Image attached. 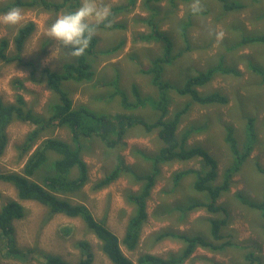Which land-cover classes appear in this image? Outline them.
Instances as JSON below:
<instances>
[{"label":"rangeland","instance_id":"1","mask_svg":"<svg viewBox=\"0 0 264 264\" xmlns=\"http://www.w3.org/2000/svg\"><path fill=\"white\" fill-rule=\"evenodd\" d=\"M8 1L0 0V5ZM95 2L99 5H108L112 13L113 9L120 10L110 16L105 28L95 31L97 54L91 62L94 72L92 80L80 84L67 81L63 83V88L69 93L74 108L85 104L93 112L98 110L108 112L117 126L105 141L98 136L85 148L83 156L88 164L89 182L78 197H70V200L86 205L97 220L105 222L118 235L124 254L135 263L145 254L167 258L182 252L186 244L176 238L160 240L159 233L162 232L201 236L203 239L213 241L208 220L219 215L211 214L206 209L183 211L189 205L208 200L207 193L199 192L195 188L197 175L192 173L177 184L174 182V176L179 171H201L200 157L157 165V179L147 200L148 220L143 227L139 244L133 251L128 250L123 244L128 221L134 211V206L125 197L129 192L137 193L144 177L155 173L154 159L164 146L158 138V131L148 132L142 124L154 123L159 118V112L154 111L150 104L143 108L124 109L116 92V90L124 92L130 102H134L133 86L137 87L145 98L158 97L157 90L151 82L153 76L143 74V71L156 67L153 61L164 54L163 43L148 41L143 37L152 32L149 21L153 19L159 23L165 34L170 35L174 44L172 56H175V59L169 64H161L163 81L175 87H182L190 77L220 65L235 69L241 74L238 77L232 73L222 75L219 73L205 87L199 88L200 92L207 95L219 92L229 99V103L211 106L191 105L177 130L179 140L186 138L185 148L200 147L217 161L218 175L211 182L213 187L223 183L226 170L234 163L230 146L225 142L226 127H234L242 149L246 138L247 118H255L256 142L253 150L239 172L233 176L230 189L217 201V204L227 207L230 213V221L222 230L225 240L221 243L230 239L241 247L226 248L217 252L197 248L192 258L183 264H212L209 260L220 264H247L244 256L251 253L264 262V218L261 212L249 209L234 197L236 193L243 192L247 197L261 202L264 193V174L259 171V167L264 168V81L250 69L251 66H255L264 70V43H242L232 50L233 46L241 43L242 38L264 35V0H225V4L243 5L238 11H226L227 13L221 9L218 0H204L205 4L212 7L211 10L216 13L220 11L222 16L221 19L214 14L204 17L202 19V23L206 25L204 28L199 27L198 18L190 21L186 16L192 3L200 6L202 2L199 0H175L178 7L176 22L182 21L180 26L166 15L165 11L171 0L152 1L148 4L147 0H136L135 5L127 10L123 7H127L129 0ZM153 6H157L160 11L155 17ZM19 9L22 13L21 22L17 25L0 24V39H9L11 42L9 55L16 54L13 39L17 31L25 24L33 22L35 31L27 40L22 53L25 63L29 62L31 65L18 64L17 61L10 64L0 61V99L5 103H13L16 92H21L29 107L49 117V108L59 100L48 87L44 72L49 69L63 73L64 65L75 63L77 57L57 48L58 44L50 39L47 30L58 13L69 10L55 12L40 6ZM186 21L195 26L188 28L187 31L192 30L189 36L193 37L198 46H193L190 52L179 56L180 50L185 48L180 38L182 25L184 27ZM204 29L209 33L203 36ZM216 32L223 33L222 39H212ZM205 39L207 42L208 39L212 41L211 44L203 43ZM56 48V58H50V54ZM16 80L23 82L22 90L16 91L13 84ZM170 96L171 104L167 116L169 119L190 100V97L184 98L174 92L169 93ZM121 117L127 119L123 120ZM204 123H207L205 130L197 129ZM33 128V125L20 121H14L8 126L6 129L8 146L0 156V173L22 172L30 154L22 156L18 147ZM51 130L38 139L32 151L36 150L47 137L72 142L68 128L58 127ZM121 130L124 133L122 139ZM189 131L191 132L188 133ZM116 141L118 142L115 143ZM112 144L113 147H110ZM48 155L49 160L44 167L50 165L52 168L51 161L58 156L53 153ZM119 162L124 163L129 171L109 186L96 190L97 183ZM44 173L45 168L33 179L40 180ZM0 194V209L9 201H20L16 189L9 183L0 181ZM20 203L24 206L26 214L24 218L15 220L13 225L17 245L23 249L25 257L10 256L9 247L0 233V264H44L46 254L58 255L70 264H78L79 259L84 256L82 248L78 245L81 241L88 242L90 246L89 251L94 256L92 264H112L102 251V243L89 232L82 219L61 214L48 217V209L40 203L35 201ZM27 249H31L32 252H28Z\"/></svg>","mask_w":264,"mask_h":264},{"label":"trees","instance_id":"2","mask_svg":"<svg viewBox=\"0 0 264 264\" xmlns=\"http://www.w3.org/2000/svg\"><path fill=\"white\" fill-rule=\"evenodd\" d=\"M160 2L162 0H147L148 2ZM171 4L165 11L168 17L173 20L177 19L178 7L176 6L175 0H171ZM200 12L193 14L190 11L186 14L187 20L192 21L193 18H198L200 23L199 27L204 28L206 25L202 23V19L208 15L214 14L218 19L222 16L219 12L211 10L212 7L205 4L204 0H199ZM221 5V9L226 12H232L233 10H240L243 5L241 4H225V0H218ZM81 0H63L61 3H55L49 0H9L5 4L0 5V12L6 11L8 8L15 6L17 8H33L36 6L43 7L57 12L58 10L68 9L69 11L75 10L80 5ZM136 0H129L127 7H123L124 10L134 6ZM120 9H113L112 15ZM155 16L159 15L160 11L157 6H153ZM226 12V13H227ZM111 15V16H112ZM110 19V18H109ZM108 19V20H109ZM106 23H102L96 27V29H102L106 27ZM152 26V32L148 35H144V39L148 41H156L164 44V54L160 57L155 58L153 65L156 67L150 70L143 71V74H151L153 76L151 82L157 90V98H145L137 89L133 86V97L134 102H130L127 95L116 90L117 95L120 96V100L124 109L143 108L145 105H149L154 111L159 112V118L151 124L143 123L144 128L148 132L157 130L158 138L164 143L161 148L159 155L154 159L155 173L144 177L140 190L136 192H129L126 195V200L134 206V211L128 221L126 233L123 239V244L128 250H135L139 244L141 233L145 223L148 220L147 212V200L151 195L153 186L158 175L157 165L159 163H167L173 161H188L194 158L201 157V171L187 170L179 171L174 176V182L177 184L184 177L194 173L197 175V181L195 188L199 192H205L208 195L207 202H199L189 205L184 212H190L198 209H206L209 213L219 215L209 219L211 225V236L213 241L206 240L201 236H188L173 232H162L159 233V239L163 240L166 238H176L182 240L186 245L182 252L177 256H171L167 258L159 257L153 254H145L138 258L137 263L128 258L122 248L121 241L118 235L110 230L105 222L97 220L93 215L92 211L84 204L75 203L70 200V197H78V194L86 187L89 182V169L88 164L84 159L83 153L85 148L91 141L98 136L105 141L108 135L112 134V130L117 126L114 118H110L108 112L96 111L93 112L87 107V105H81L78 108H74L73 101L69 93L63 88V83L67 81H73L75 83L89 82L94 76V72L91 68V62L96 52L97 40L93 36L90 41L89 48L86 52L77 57L76 62L66 63L64 65L63 73H56L49 69L45 70L44 79L48 84V87L58 96V102L53 103L48 111V116L35 112L31 107L27 105L23 93L16 92L15 101L13 103H5L0 99V156H2L8 146V136L6 129L14 121L25 122L33 125V129L28 133L25 141L21 144V155H29L22 172H10L0 173V181L9 183L14 186L17 191V195L20 201H35L45 206L48 209V217L54 215H65L70 218H80L84 221L87 229L93 235L97 237L102 243V251L109 258L113 264H183L187 259L192 258V255L197 248H201L209 251H224L226 248H239V244L228 239L225 242V236L223 235V228L228 225L230 221V213L227 207L217 204L218 199L223 193L230 189L232 184L233 176L239 172L242 165L245 163L247 158L250 156L253 145L256 142L255 139V118H247L246 121V138L242 149H240V142L236 137L234 127H226L225 142L230 146V150L233 154L234 163L226 170L224 174V181L219 186L213 187L211 182L215 180L218 175L217 161L210 155L206 154L200 147L196 148H185V139L179 140L177 136V130L182 123L184 116L188 113L191 105L198 104L200 106H211V105H223L228 104L229 99L219 93L213 92L210 94H203L199 91V88L205 87L214 77L219 73L227 74L232 73L235 76L240 77L241 74L232 68L223 66H216L208 69L205 72L190 77L184 86L175 87L172 84L162 80V68L161 64H169L175 59L172 56L173 52V41L170 35L159 26V23L154 22L153 19L149 21ZM178 26L181 25L182 21L176 22ZM119 25H117L118 27ZM195 27L191 22L186 21L184 27L182 25V33L180 40L185 45V48L180 50L179 56L183 53L190 52L193 46H198L197 42L193 40L192 36H189L191 31H187L188 28ZM35 31V24L29 22L22 26L16 33L13 39V45L16 50V54L9 55L10 41L7 38L0 39V61L10 64L15 61L18 64H29L22 58V53L26 45L27 40ZM203 36L209 32L204 29L202 32ZM212 39L215 36L212 35ZM224 40V39H223ZM212 41L206 39L203 43L211 44ZM242 43L245 44H260L264 43V35L254 36L251 38H242L241 43H237L233 46L232 50L239 47ZM239 45V46H238ZM91 56V57H88ZM160 65V67H159ZM251 70L262 77L264 81V70L258 67L251 66ZM16 86V91L22 90L23 82L16 80L13 82ZM117 86V85H116ZM176 93L181 97H190V100L184 105L183 108L179 109L172 118H168V107L171 104V96L169 93ZM126 120L127 117H121ZM113 122V124H112ZM129 123V122H127ZM207 123L203 126L197 127V129L205 130ZM58 127L68 128L71 133L72 142L65 140L47 137L42 144L34 151L33 148L47 131L56 129ZM196 128V127H195ZM52 131V130H51ZM189 131L188 133H190ZM123 131H120V139H122ZM116 141L115 143H117ZM108 144V143H107ZM109 146V144H108ZM110 147H113L110 145ZM48 153H53L58 157L52 160V168L45 166L49 160ZM49 161V163H51ZM43 168L45 173L41 176L40 180H34L33 177ZM51 169L53 172H51ZM124 163L119 162L109 173H107L96 185L95 189L99 190L109 186L118 179H120L125 172H128ZM259 171L264 174V168L259 167ZM135 175V173H134ZM235 199L241 204L247 206L249 209L261 212L264 218V193L261 202H257L246 195L243 192H238L234 195ZM1 199V194H0ZM20 201L13 200L9 201L0 209V233L5 238V242L9 247L8 252L13 257H25L23 249L19 248L15 239V227L13 222L20 220L25 217L26 211ZM50 219V218H49ZM215 242H220L216 244ZM78 245L82 248L84 256L79 259L78 264H92L94 260L93 253L90 252V246L88 242L81 241ZM28 252H32L31 249H27ZM90 250V251H89ZM44 264H70L68 261L58 255L46 254ZM207 259V258H203ZM244 260L247 264H264L261 259L254 255V253L246 254ZM212 264H220L218 262L209 260Z\"/></svg>","mask_w":264,"mask_h":264},{"label":"clouds","instance_id":"3","mask_svg":"<svg viewBox=\"0 0 264 264\" xmlns=\"http://www.w3.org/2000/svg\"><path fill=\"white\" fill-rule=\"evenodd\" d=\"M200 10L199 5L195 2L189 7V11L193 14L199 13ZM111 15L112 11L108 5H99L95 0H81L75 10L58 13L50 23L47 34L51 40L58 44L57 48L63 49L74 57H79L89 48L96 27L108 21ZM21 20L22 13L15 6L0 12V24L17 25ZM222 37L223 33H215L216 40H220ZM57 48L52 51L50 58H56Z\"/></svg>","mask_w":264,"mask_h":264}]
</instances>
